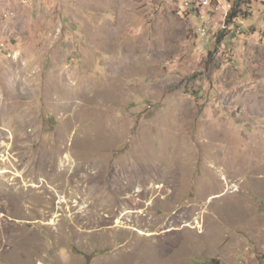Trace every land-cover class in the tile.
Segmentation results:
<instances>
[{
  "label": "rangeland",
  "instance_id": "obj_1",
  "mask_svg": "<svg viewBox=\"0 0 264 264\" xmlns=\"http://www.w3.org/2000/svg\"><path fill=\"white\" fill-rule=\"evenodd\" d=\"M185 1L0 0V264H264V0Z\"/></svg>",
  "mask_w": 264,
  "mask_h": 264
},
{
  "label": "built area",
  "instance_id": "obj_2",
  "mask_svg": "<svg viewBox=\"0 0 264 264\" xmlns=\"http://www.w3.org/2000/svg\"><path fill=\"white\" fill-rule=\"evenodd\" d=\"M211 1H216V2L218 1L219 4H217L214 8H220V11H222L224 6L222 5L220 0H197V1L187 0V1L184 2V4H185V6L194 5L195 7L200 8V6L209 5L211 3ZM235 16H233L231 18H233V20H234ZM206 30H207V26L206 25L201 27V29H200L201 35H206Z\"/></svg>",
  "mask_w": 264,
  "mask_h": 264
},
{
  "label": "trees",
  "instance_id": "obj_3",
  "mask_svg": "<svg viewBox=\"0 0 264 264\" xmlns=\"http://www.w3.org/2000/svg\"><path fill=\"white\" fill-rule=\"evenodd\" d=\"M246 1L249 3V0H235V6H236V7H240V6L243 5ZM233 16H235V15H233ZM233 16H231V17H233Z\"/></svg>",
  "mask_w": 264,
  "mask_h": 264
},
{
  "label": "bare ground",
  "instance_id": "obj_4",
  "mask_svg": "<svg viewBox=\"0 0 264 264\" xmlns=\"http://www.w3.org/2000/svg\"><path fill=\"white\" fill-rule=\"evenodd\" d=\"M172 158V157H171ZM172 161V160H171ZM174 162V161H173Z\"/></svg>",
  "mask_w": 264,
  "mask_h": 264
}]
</instances>
